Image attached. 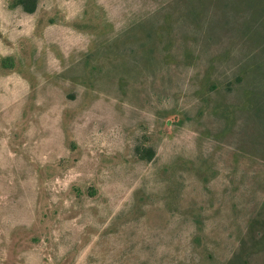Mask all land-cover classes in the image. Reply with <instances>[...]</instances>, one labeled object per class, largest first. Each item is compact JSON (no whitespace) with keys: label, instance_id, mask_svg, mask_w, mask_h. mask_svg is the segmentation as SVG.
<instances>
[{"label":"rangeland","instance_id":"obj_1","mask_svg":"<svg viewBox=\"0 0 264 264\" xmlns=\"http://www.w3.org/2000/svg\"><path fill=\"white\" fill-rule=\"evenodd\" d=\"M16 2L0 264H264V0Z\"/></svg>","mask_w":264,"mask_h":264},{"label":"trees","instance_id":"obj_2","mask_svg":"<svg viewBox=\"0 0 264 264\" xmlns=\"http://www.w3.org/2000/svg\"><path fill=\"white\" fill-rule=\"evenodd\" d=\"M36 2L37 0H17L16 4L21 6L22 10L25 13L30 14L35 11ZM5 67H9V66L6 65Z\"/></svg>","mask_w":264,"mask_h":264}]
</instances>
